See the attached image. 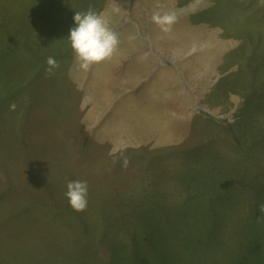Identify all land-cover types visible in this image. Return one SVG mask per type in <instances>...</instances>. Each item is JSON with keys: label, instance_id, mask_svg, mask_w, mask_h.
<instances>
[{"label": "rangeland", "instance_id": "obj_1", "mask_svg": "<svg viewBox=\"0 0 264 264\" xmlns=\"http://www.w3.org/2000/svg\"><path fill=\"white\" fill-rule=\"evenodd\" d=\"M193 3L0 0V264H264V0ZM90 7L120 44L84 71Z\"/></svg>", "mask_w": 264, "mask_h": 264}, {"label": "clouds", "instance_id": "obj_2", "mask_svg": "<svg viewBox=\"0 0 264 264\" xmlns=\"http://www.w3.org/2000/svg\"><path fill=\"white\" fill-rule=\"evenodd\" d=\"M199 3V0H197ZM197 3L189 4L186 7L195 12ZM157 8L164 5L157 3ZM114 12H119L118 7L113 8ZM151 20L161 31L170 32L177 20V14L169 11H155ZM75 26L70 29L69 40L78 67L88 71L93 65L110 60L116 53L120 44V38L110 26L109 20L102 13H97L91 7L86 12H76L74 15ZM48 67L46 72L51 74L54 69L59 68L58 61L49 56L46 61ZM13 109L15 105L11 106ZM123 146L117 145L112 148L109 155L117 152L122 154ZM129 161L125 157L123 166L127 167ZM70 206L74 211L83 212L88 206V184L87 181L75 180L67 183L65 193ZM261 212H264V204L260 205Z\"/></svg>", "mask_w": 264, "mask_h": 264}, {"label": "crops", "instance_id": "obj_3", "mask_svg": "<svg viewBox=\"0 0 264 264\" xmlns=\"http://www.w3.org/2000/svg\"><path fill=\"white\" fill-rule=\"evenodd\" d=\"M180 33H182V30H181V32ZM170 36L172 37V38H174V39H176L177 37H178V35H177V33L175 32V29H174V26L172 27V30H171V32H170ZM174 41V40H173ZM174 43H175V41H174ZM177 43V42H176ZM207 54H212L213 56H211V59L214 57V53H211V52H208V53H204V56L205 55H207ZM167 58V61H171L170 60V56H168V57H166ZM192 70H194L195 71V68H191Z\"/></svg>", "mask_w": 264, "mask_h": 264}, {"label": "trees", "instance_id": "obj_4", "mask_svg": "<svg viewBox=\"0 0 264 264\" xmlns=\"http://www.w3.org/2000/svg\"><path fill=\"white\" fill-rule=\"evenodd\" d=\"M261 261H263V260H261Z\"/></svg>", "mask_w": 264, "mask_h": 264}, {"label": "bare ground", "instance_id": "obj_5", "mask_svg": "<svg viewBox=\"0 0 264 264\" xmlns=\"http://www.w3.org/2000/svg\"><path fill=\"white\" fill-rule=\"evenodd\" d=\"M202 77V76H201Z\"/></svg>", "mask_w": 264, "mask_h": 264}]
</instances>
